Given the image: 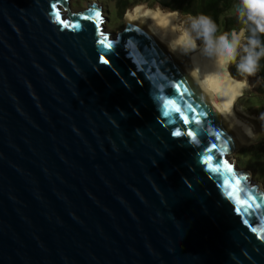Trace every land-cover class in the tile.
Masks as SVG:
<instances>
[{
    "label": "water",
    "instance_id": "obj_1",
    "mask_svg": "<svg viewBox=\"0 0 264 264\" xmlns=\"http://www.w3.org/2000/svg\"><path fill=\"white\" fill-rule=\"evenodd\" d=\"M96 10L0 0V264H264V189L226 157L264 125L228 129L146 24L104 50Z\"/></svg>",
    "mask_w": 264,
    "mask_h": 264
},
{
    "label": "clouds",
    "instance_id": "obj_2",
    "mask_svg": "<svg viewBox=\"0 0 264 264\" xmlns=\"http://www.w3.org/2000/svg\"><path fill=\"white\" fill-rule=\"evenodd\" d=\"M227 14L235 16L238 28L221 30L210 14L181 13L159 6L151 9L136 5L125 12V19L148 24L150 31L171 53L188 57L189 75L202 95L221 114H231L233 105L249 87L247 78L256 76L262 67L264 0H234ZM232 66L243 79L232 75ZM246 134L254 135L250 128L246 129ZM162 176L167 178L166 173Z\"/></svg>",
    "mask_w": 264,
    "mask_h": 264
},
{
    "label": "trees",
    "instance_id": "obj_3",
    "mask_svg": "<svg viewBox=\"0 0 264 264\" xmlns=\"http://www.w3.org/2000/svg\"><path fill=\"white\" fill-rule=\"evenodd\" d=\"M114 4L116 16L120 18L128 9L145 4L150 8L160 7L166 10H179L181 13L197 14L200 12L212 15L221 26V30H231L239 25L235 16L228 15L234 0H107ZM261 70L254 77H248V83L252 86L251 95L257 97L264 106V60L261 61ZM232 75L240 80L243 79L235 66L230 69ZM240 169L245 168L253 172V179L264 185V137L255 144L244 147L240 152ZM243 166V167H240Z\"/></svg>",
    "mask_w": 264,
    "mask_h": 264
},
{
    "label": "rangeland",
    "instance_id": "obj_4",
    "mask_svg": "<svg viewBox=\"0 0 264 264\" xmlns=\"http://www.w3.org/2000/svg\"><path fill=\"white\" fill-rule=\"evenodd\" d=\"M93 1H96L101 8L102 16H103L102 25H103L104 30L107 33H109V35H115L116 32L120 31L125 26L126 24V21L124 18L125 12L131 11L132 8L126 10L123 13V15L120 18H118L116 16L114 4L111 1H107V0H69L70 9L72 11L82 10L86 8L88 3L93 2ZM140 5H145V4H140ZM147 7L150 8L149 6ZM155 8H151V9H155ZM110 37H114V36H110ZM252 90H253L252 86L249 84V87L245 89L244 91V95L237 99L236 105L248 117H253L260 124L264 125V119H261V115L264 114V106L261 103V101L257 99V97L251 95ZM252 144L253 143H249L247 145L241 146L240 149L233 151L226 157L231 162L233 159V164L236 165L237 168H239L238 165H242L241 159H240L241 149L244 147H248ZM240 167H243V166H240ZM243 170L247 171V173L249 174L248 176L249 179H252L254 182H256L259 185V187L264 189V185L261 182L253 179V175H252L253 172H251L250 170H246L245 168H243Z\"/></svg>",
    "mask_w": 264,
    "mask_h": 264
},
{
    "label": "snow or ice",
    "instance_id": "obj_5",
    "mask_svg": "<svg viewBox=\"0 0 264 264\" xmlns=\"http://www.w3.org/2000/svg\"><path fill=\"white\" fill-rule=\"evenodd\" d=\"M52 8L53 10L55 11V17H56V20L61 23L62 25H64L65 27H74V28H79L80 27V24L77 22L75 24H68L67 22H65L64 20L61 19L60 17V12L59 10H57V6L56 4H53L52 5ZM94 17V23H95V26H96V29H97V34H98V43L99 45L104 49V50H110L113 46V41H110V38L109 36L101 29V24H102V18H101V12L99 10H96L94 13H92V15H85V16H82L81 19L83 20H92ZM101 62L104 63V64H107L109 63L108 59L106 56L104 55H101ZM181 88H182V85H175V89L176 91L180 94L181 98H183V95L184 93H187L188 92V89L187 88H183V91L181 92ZM166 104H174L173 101H167ZM188 109L190 111H195L191 105H187ZM174 110L175 112H177L179 115H180V119L182 120V122L185 124V125H188L190 123V120H189V117L187 115H184L182 112H181V109L180 107H174ZM205 113L201 112L200 115H204ZM165 116L168 115V111H165L164 113ZM192 122H195L196 124H199L200 121L199 119H197L195 116L192 118ZM175 136L179 137L181 136L182 132L181 130L177 129L174 131L173 133ZM186 135L191 138L192 140H195V132L193 130H188ZM216 147V145H212L211 148L208 149V152H212V150ZM211 160H212V157L211 156H208V158L205 160V163L209 165L210 167V170L211 171H214V172H219L220 171V168L222 167L223 169L227 170L229 173H231L233 170H232V167L231 165L229 164L228 161H223L222 165H219L216 167V168H212L211 167ZM221 183L222 184H227L228 182L227 181H224V180H221ZM236 185H239V180H236ZM240 193H242L246 199L248 201H251L252 200V197L249 196L247 194V192L244 190V189H239ZM229 195H232L231 192H229ZM242 204V207L245 206L244 205V202L243 201H239ZM259 205H257L258 207ZM246 207H252V204H247Z\"/></svg>",
    "mask_w": 264,
    "mask_h": 264
},
{
    "label": "bare ground",
    "instance_id": "obj_6",
    "mask_svg": "<svg viewBox=\"0 0 264 264\" xmlns=\"http://www.w3.org/2000/svg\"><path fill=\"white\" fill-rule=\"evenodd\" d=\"M124 18H125V15H124ZM149 23H150V21H149ZM146 30L150 34H153L150 31L148 24H146ZM161 44L164 46L165 49L168 50L166 44H164L162 42H161ZM171 55L173 57V62L175 65L186 64L187 65V71H188V68L190 67V61H189L188 57L179 56V55L173 54V53H171ZM191 79H192V77H191ZM192 81H193V79H192ZM209 102L212 103L211 101H209ZM217 102H219V101H217ZM218 114H219L220 118L222 119V121L224 122V124L227 126V128L230 129L232 132H234L236 135H248V134H246V129H249V128L252 130V133L256 132V127L254 124V121H256V120L253 117H248L246 114H244L242 112V110L236 105V102L231 109V114H221L220 112H218ZM249 119H252V120L254 119V120L252 122V120H249Z\"/></svg>",
    "mask_w": 264,
    "mask_h": 264
}]
</instances>
